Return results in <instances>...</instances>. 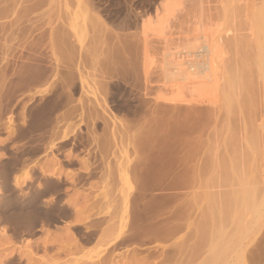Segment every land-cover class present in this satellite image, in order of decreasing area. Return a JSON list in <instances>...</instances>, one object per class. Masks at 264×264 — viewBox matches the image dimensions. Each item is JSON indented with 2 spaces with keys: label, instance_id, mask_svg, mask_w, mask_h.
I'll return each instance as SVG.
<instances>
[{
  "label": "bare ground",
  "instance_id": "bare-ground-1",
  "mask_svg": "<svg viewBox=\"0 0 264 264\" xmlns=\"http://www.w3.org/2000/svg\"><path fill=\"white\" fill-rule=\"evenodd\" d=\"M21 1L25 4L27 0ZM71 3V9L67 0L63 5L69 10L70 37L65 34L53 37L56 31L48 13L40 28L47 33V41L40 42L30 33L12 57L1 61L0 69L6 71L10 67L12 71L5 80L0 108L8 115L13 136L12 145L3 146L8 155L3 161L6 169L2 171L0 167V185L12 192L20 208L7 221L6 231L19 242L28 240L30 252L55 250L57 255L70 252L73 247L82 250L97 238L96 250L79 261L72 258L73 264H110L109 256L121 248L152 241L164 243L158 264L177 263L179 244H165L179 232H186L189 225L185 223L166 233L162 228L164 213L159 209L155 213L157 227H152L148 224L152 212L140 203L143 188L135 193L139 184L145 190L163 191L164 170L171 163L164 123L160 121L156 129L140 124L142 132L129 136L127 141H123L119 131L127 118H132L131 128L145 121L147 113L137 110L140 103L160 112L186 107L195 116L188 117L189 125L178 126L171 133H179L180 146L193 142L195 147L201 145L202 150L205 141L211 144L210 134L218 122L228 121L236 109L235 135L228 137L227 124L224 126L227 135L222 138L226 143L232 141L231 145L235 143V152L231 159L232 149L228 150L232 161L226 164V158V168L224 164V168H219V171L226 169L222 186L225 181L228 188L227 192L220 186L219 192L226 190L220 193L223 199L228 198L225 202L216 199L221 198L220 193L214 196L218 194L216 189L212 190L213 201L218 206L222 200L224 205L216 207L207 200L212 210L227 211L219 213L203 239L204 233L201 234V244L191 250L182 264H243L245 250L264 210V0H72ZM41 5L37 3L30 11H23L30 12V16ZM76 80L80 94H74L78 92ZM135 90L140 94H124ZM244 95L247 101L242 104ZM108 109L115 115L104 122L98 135L95 127L101 126L99 120ZM116 147L123 158L119 173L123 183L121 208L117 225L102 229L103 224L112 220L106 217L109 199L102 202L98 213L81 220L78 217L83 207L74 209L73 214L71 211L82 203L81 196L73 199L71 194L86 187L85 191H90V186L95 185L91 182L98 179L97 184L104 190L103 200L110 197L107 189L110 184L103 180L105 176L100 169L105 156ZM147 155L152 160L148 167H143L140 163ZM57 165L58 170L62 165L79 168L73 169L68 179L46 174L51 166ZM24 174L30 177V182L21 188L18 182ZM151 177H155V185L149 184ZM216 182L212 189L221 184ZM22 208L30 211L23 214ZM87 219L84 229L73 225L78 231L77 246L55 245L48 236L41 244L29 241L34 232L46 233V228L55 224L69 227ZM71 255L53 262L65 263ZM39 262L47 264L44 258Z\"/></svg>",
  "mask_w": 264,
  "mask_h": 264
},
{
  "label": "rangeland",
  "instance_id": "rangeland-1",
  "mask_svg": "<svg viewBox=\"0 0 264 264\" xmlns=\"http://www.w3.org/2000/svg\"><path fill=\"white\" fill-rule=\"evenodd\" d=\"M71 1L72 0H67L70 9L72 8ZM23 3L21 0H0V68L2 65V59L4 57H7L8 59L10 58V56L12 57L13 54H15V52L18 50V45H20L29 36L30 33H32V35H36L40 42L47 41V33H43V30L40 28L43 24H45L44 21L46 20L48 13L54 23V29L56 31L53 37H58L60 35L62 36L64 34L67 37H70V34L72 32L70 29L68 30L69 10L64 9V0H27L25 4ZM37 3L42 4L41 9L33 12L32 14H30V16L28 14L30 12H26L27 14L24 12L30 11V8ZM25 16L28 17L27 19L31 18V21H27ZM57 17H59V19ZM54 19L57 21H55ZM60 23L62 24L60 25ZM57 26L59 27L58 29L56 28ZM70 40H72V38ZM10 74H12L10 67L6 68V71L0 69V96L5 90V80L8 79ZM94 80L98 81V78H94ZM75 82L78 84V92L74 94H80L79 81L76 80ZM124 94H140V92L135 90L133 92H124ZM76 97H78V95ZM241 101L242 104H244V102L247 101V97L244 95L243 98H241ZM138 106L139 108L137 110L145 111L147 113L145 115V121L137 122L135 123V128H131L132 124H129V121L132 118H127L125 126L119 131V134H121L124 139L123 141H125L129 136H132L135 133L140 134L143 129H141L140 124L144 125L148 129H156L159 122L162 121L164 123L166 133L168 134V136L165 138V141L170 148L171 163L164 170L165 178L163 182V191H157L154 188L145 190L144 186L139 184L135 193L138 194V192L142 191L143 188L144 192L140 197V203L141 206H144L151 210L152 218L150 223L148 224L152 227H157V222L155 223V221H157V214L155 213H157L159 209H162L164 213V222L162 224V228L166 230V233L171 229H175V227H178L180 225L182 226L185 223L189 225V228L186 230V232H179V234H177L172 240L165 244L167 246L171 244H179V248L177 249L179 250V254L175 255V260H178L177 263H175V261H172L164 264H182V262L189 258L191 250H193L195 247L197 248L201 244V234L204 233L202 236L203 239L205 234L210 229V224L214 223L218 219L219 213H225L227 211H223V208H221L220 210H212L207 200L209 198L210 202L214 203L215 200L213 201L212 195L214 194L213 191L216 189L218 190V194L216 192L217 190L215 191L217 195L214 194V196L217 197L219 196L220 192L226 193V190L228 189L227 187L225 188V184L227 182L224 181L222 186L223 179L226 180V178H224V171H226V169H222L223 171H219V168L221 169V167H223V164L225 168L226 164L230 165L232 161L231 155H233V152H235V143L234 145H231L232 141H228L226 139L228 141L227 143L231 142L229 144L232 146L230 149H227L226 147H230V145H228L226 141H223L222 138L227 135L225 134L226 132L224 133V126H226L227 124L229 125L230 130V133H228V137L232 138L231 136L235 135L237 126V110L234 109V113L231 114L228 121L220 120L218 122L216 128L210 134L211 144L209 143V141H205L204 144H202L204 146L203 149L200 150L202 146L200 145V147L197 145V150V146L195 147V145H193V142H190L188 145L180 146L178 141L179 133H171L173 130L178 128V126H181L183 124L189 125L188 117L195 116L193 111L188 110L186 107H181V109L179 110H172L170 108H167L166 110H164V112H160L153 107H150V105L144 103H140V105ZM107 111L108 112H105L104 116L99 120L101 126L95 127L96 129L94 128L96 134L98 135L101 134V128L104 122L111 119V115H115L112 112H109V109ZM1 113L3 114V111L0 108V162L2 161L0 167L2 168V171H4L6 168L3 161L7 159L8 150L3 146L11 144L10 138L13 136V130L12 128L8 127L10 125L7 121L8 115H2ZM207 134L208 132L205 135L206 137ZM229 134L231 135L229 136ZM226 144L227 146H225ZM155 145L156 144H153V146ZM231 149L232 151H230ZM194 150H196L197 154L195 152L194 159H192L193 156L191 155ZM199 150L201 152L200 154ZM228 152L229 154L231 153V159L227 155ZM225 155L227 157H225ZM144 156H141V159H143ZM147 156L148 158L141 161L140 163L143 165V167H148L152 160L149 155ZM40 157H43V153L40 154ZM207 157L209 159H207ZM224 160L226 161V164L224 163ZM122 161L123 158L120 156L118 147H116L115 149H112L111 153L105 156L103 162L101 163L100 170L101 173H104V175H102L105 176V179L103 180H105L106 182L108 181V183L110 184V186L107 188L110 191V197H108L106 200H103L102 193L104 190L101 189V185L97 184V182L99 183L100 180L95 179L93 180V182H91L95 185L90 186V191L86 192V187L78 189L73 192V194H71L73 199H76L78 196H81L82 199V203L77 204L76 208L71 209L72 214L74 212V209L83 207L81 209L82 213L79 215L78 219H85L88 217V215L90 216L91 214L93 215L98 213L102 202H108L109 199V214L106 217H112L113 221L111 220L107 224H103L101 228L108 229L111 226L117 225V217L119 216L118 211L121 208L120 190L122 191L123 189V186H121L123 185V183L119 175V173L121 174L120 166ZM195 161L198 163V165L197 163H195ZM227 161L230 162L228 163ZM199 166L201 167L202 171L200 170ZM58 167V165L53 167L51 166L46 171V174L55 179H68L71 176V171H73V169L79 168L78 166L67 167L62 165L60 166V170H58ZM199 171H201V173ZM219 172L223 174H217ZM198 173L203 176H200ZM218 175H221L220 181V178L218 179ZM129 177H132V174H129ZM29 179L30 177L25 176L24 174L18 182L19 186L21 188H24L25 185L30 182ZM213 180L215 182L217 181L219 184L221 183L219 186L218 184H215V186H218V188L216 187L215 189H212V187H214L213 183H215ZM10 181H13L12 178L10 179ZM156 183L157 181L155 177H151L149 179V184L155 185ZM220 186L221 188H225L226 190L222 189L223 191L220 190L219 192ZM66 187H64V189H67ZM209 187L211 188V190H209ZM5 190L6 189H4L0 185V264H41V262H39L40 258H44V260L47 261V264H54L53 261L57 259H61L63 261V258L70 254H72L70 257L71 259H77L75 260L76 262L79 261L78 259H82L84 256L92 254L96 250L95 243L97 241V238H95L92 244L84 246L82 250H79L77 248L75 249L73 247L72 251L65 252L62 255H57L55 250L47 251L44 253L39 249V252H30V249L27 246L28 240L25 242H19L16 237L11 236V233L6 231L5 229L7 227V221L13 218L16 215L17 210L20 209L17 202H15V200L13 199L12 192H7ZM222 194L221 198L217 197L216 199H222L225 202V199H227L228 197L223 199ZM228 194L231 193H227L226 195ZM226 195H224V197H226ZM222 200H219L218 203H222ZM221 203L218 206L216 205L217 202L214 204L216 205V207H219L223 204ZM208 209L210 210V212L208 211ZM106 210H104L103 213H105ZM21 211L23 214H27L30 209L22 208ZM73 219L74 217L72 215L71 220ZM86 222H88V219L83 222L72 223L68 225L69 227H65L66 225L63 224H55L54 226L46 228V233L34 232L33 236L29 238V241L41 244L45 240L46 236H48L50 242L55 241V245H61L62 247H64L65 245L77 246L78 240L76 238V234L78 231L73 229V225H78L82 229H84V225L87 224ZM253 233V240H250V243L247 245V248L245 250V262L243 264H264V210L259 216V220L254 227ZM163 244L164 243L160 244L158 242L152 241L144 244L143 246H140L137 242H135L111 254L109 256V259H112L110 264H158V262L162 258L161 249L163 247ZM70 258L68 259L69 261L66 260L67 263L61 262L60 264H70V262L73 264L74 261L73 259L70 260Z\"/></svg>",
  "mask_w": 264,
  "mask_h": 264
}]
</instances>
